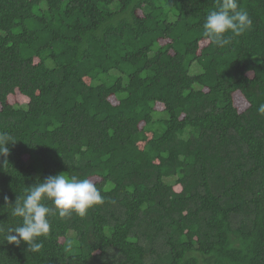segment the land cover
<instances>
[{"label":"trees","instance_id":"obj_1","mask_svg":"<svg viewBox=\"0 0 264 264\" xmlns=\"http://www.w3.org/2000/svg\"><path fill=\"white\" fill-rule=\"evenodd\" d=\"M220 3L0 0V227L49 176L103 197L38 252L0 234V264H264V0L223 47Z\"/></svg>","mask_w":264,"mask_h":264},{"label":"clouds","instance_id":"obj_2","mask_svg":"<svg viewBox=\"0 0 264 264\" xmlns=\"http://www.w3.org/2000/svg\"><path fill=\"white\" fill-rule=\"evenodd\" d=\"M251 24L248 13L239 8L238 0H221L219 7L205 17L203 36L212 45L223 47L230 43L233 36L246 32ZM258 113L264 115V104L258 106ZM12 143L15 141L8 133L0 132V155L6 156L9 152L6 145ZM45 201H50L53 207L47 206ZM100 203H103V197L90 179L69 178L63 174L49 176L31 186L25 196L15 200L12 216L20 218L21 223L7 231L0 227V234L9 244L19 246L24 242L28 251L38 252L43 247L40 238L46 237L50 231V216H84Z\"/></svg>","mask_w":264,"mask_h":264},{"label":"rangeland","instance_id":"obj_3","mask_svg":"<svg viewBox=\"0 0 264 264\" xmlns=\"http://www.w3.org/2000/svg\"><path fill=\"white\" fill-rule=\"evenodd\" d=\"M193 71L194 72H197L198 71V68H193ZM17 100H18V102H20L21 104H23V103H25L26 102V100H24L23 98H21V97H19V96H17ZM235 105H237V107L240 109V110H243L244 109V107H245V102L243 101V99L240 97V96H238V95H236L235 96ZM165 116V115H164ZM158 118V117H157Z\"/></svg>","mask_w":264,"mask_h":264}]
</instances>
